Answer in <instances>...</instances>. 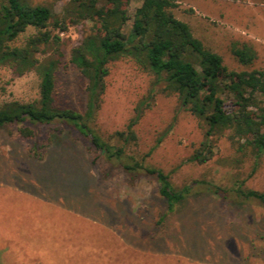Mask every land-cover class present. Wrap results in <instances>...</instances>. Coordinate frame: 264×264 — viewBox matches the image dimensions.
<instances>
[{
  "label": "rangeland",
  "instance_id": "obj_1",
  "mask_svg": "<svg viewBox=\"0 0 264 264\" xmlns=\"http://www.w3.org/2000/svg\"><path fill=\"white\" fill-rule=\"evenodd\" d=\"M173 3V15L229 71L264 68V0ZM137 5L132 1L128 10ZM61 6L52 5L55 12ZM89 29L85 23L61 34L63 56L53 93L59 108L85 111L87 82L70 61V50ZM33 33L28 28L15 45ZM233 44L250 47L254 61L239 64ZM107 69L90 123L100 137L108 140L125 130L139 113L136 141L126 154L139 160L154 147L145 163L167 173L174 188L197 180L224 190L242 182L245 189L264 191V155L254 169L251 154L237 151L226 136L213 135L211 158L204 164L189 161L204 140V123L131 60L111 62ZM38 84L33 72L16 76L0 66V103L30 102L38 98ZM16 127L0 129V264H264L259 205L197 191L166 213L151 177L133 178L108 165L77 133L42 125L26 140Z\"/></svg>",
  "mask_w": 264,
  "mask_h": 264
},
{
  "label": "trees",
  "instance_id": "obj_2",
  "mask_svg": "<svg viewBox=\"0 0 264 264\" xmlns=\"http://www.w3.org/2000/svg\"><path fill=\"white\" fill-rule=\"evenodd\" d=\"M132 1L0 0V66L16 76L33 72L39 79L38 98L0 103V129L17 126L18 137L32 140L37 126L68 128L88 141L108 165L133 178L151 177L166 213L197 191L231 198L235 203H255L264 210V191L245 189L242 182L230 190L197 180L174 188L167 173L145 163L154 147L139 160L127 155L126 148L136 141L133 127L139 113L125 130L114 132L108 140L90 127L104 93L108 65L126 58L152 74L155 83L163 84L164 91L177 97L181 109L204 123V140L189 161L204 164L211 158L213 135L226 136L237 151L251 154L254 169L264 155V68L229 71L222 58L173 15V0H135L139 5L130 12ZM59 2L62 6L55 12L52 5ZM85 23L91 29L70 50V61L87 82L86 107L80 113L56 106L53 93L55 72L63 56L61 34ZM28 28L34 33L15 45ZM231 53L243 66L255 59L247 46L233 44ZM112 139L118 144H112Z\"/></svg>",
  "mask_w": 264,
  "mask_h": 264
},
{
  "label": "crops",
  "instance_id": "obj_3",
  "mask_svg": "<svg viewBox=\"0 0 264 264\" xmlns=\"http://www.w3.org/2000/svg\"><path fill=\"white\" fill-rule=\"evenodd\" d=\"M197 12V11H196Z\"/></svg>",
  "mask_w": 264,
  "mask_h": 264
}]
</instances>
